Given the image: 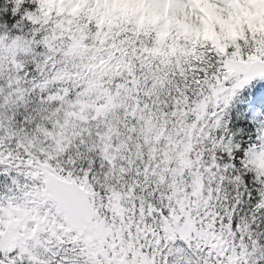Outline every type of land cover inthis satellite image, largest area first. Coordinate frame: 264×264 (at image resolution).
I'll return each mask as SVG.
<instances>
[{"label":"snow or ice","instance_id":"obj_1","mask_svg":"<svg viewBox=\"0 0 264 264\" xmlns=\"http://www.w3.org/2000/svg\"><path fill=\"white\" fill-rule=\"evenodd\" d=\"M233 5L264 0H0V264H264V31L221 35Z\"/></svg>","mask_w":264,"mask_h":264},{"label":"clouds","instance_id":"obj_2","mask_svg":"<svg viewBox=\"0 0 264 264\" xmlns=\"http://www.w3.org/2000/svg\"><path fill=\"white\" fill-rule=\"evenodd\" d=\"M233 13L229 14L221 25V35L235 36L242 32L244 26L254 31H264V5H253L252 11L233 5ZM243 21V24L241 23ZM220 23V21H217ZM187 31V29H185ZM167 33H162L166 36ZM198 38L214 39L217 33L213 30L211 22H206L201 31L197 32Z\"/></svg>","mask_w":264,"mask_h":264}]
</instances>
